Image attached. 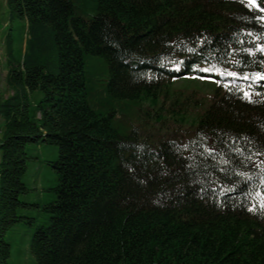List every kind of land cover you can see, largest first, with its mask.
<instances>
[{
	"label": "trees",
	"instance_id": "trees-1",
	"mask_svg": "<svg viewBox=\"0 0 264 264\" xmlns=\"http://www.w3.org/2000/svg\"><path fill=\"white\" fill-rule=\"evenodd\" d=\"M256 3L6 0L25 30L18 48L9 33L2 43L0 264L10 257L8 230L33 221L17 210L26 147L36 143L58 149L49 221L29 242L37 264H264L255 196L264 194V82L242 78L264 74V55L244 51L264 44V0ZM161 57L183 62L176 71ZM92 58L107 83L89 82ZM209 64L241 75L198 70ZM208 76L231 81L230 90L198 78ZM180 80L214 87L174 88ZM249 85L251 102L239 90ZM150 110L176 117L187 140L127 123Z\"/></svg>",
	"mask_w": 264,
	"mask_h": 264
},
{
	"label": "rangeland",
	"instance_id": "rangeland-1",
	"mask_svg": "<svg viewBox=\"0 0 264 264\" xmlns=\"http://www.w3.org/2000/svg\"><path fill=\"white\" fill-rule=\"evenodd\" d=\"M24 30L25 23L18 19L10 20L6 9V0H0V92L6 91L5 78L7 71L4 66L2 50L5 34L9 33L12 36L13 46L18 48ZM86 61V72L91 75L89 82L97 80L100 84L107 83L109 75L103 63L95 58H92L91 61L86 59ZM199 82L188 84L180 80L174 84V88L186 84L187 88L182 90L191 91L193 88H197L202 91L201 93L207 94L214 87L211 83ZM138 113L140 114V112ZM161 113L158 118L155 117V112L152 110L146 112L145 115L141 114L139 118L130 115L127 117V123L131 127L141 125L145 131L144 135L166 134L168 137H173L175 141L184 143L187 140V136L180 135L181 133L178 132L180 128L176 122L177 118H173L172 115L167 113ZM26 152L28 160L26 171L22 176V182L26 186L27 192L19 197V201L25 205L18 208L17 215L32 218L33 221L30 224L25 221L20 222L10 228L5 234V240L11 246L8 264H37L29 252V242L36 228L48 223L49 215L44 212V207L53 200L54 189L57 186V175L51 167V163L56 161L58 157L57 147L36 143L27 145Z\"/></svg>",
	"mask_w": 264,
	"mask_h": 264
},
{
	"label": "snow or ice",
	"instance_id": "snow-or-ice-1",
	"mask_svg": "<svg viewBox=\"0 0 264 264\" xmlns=\"http://www.w3.org/2000/svg\"><path fill=\"white\" fill-rule=\"evenodd\" d=\"M242 3H246L247 5L249 6H253V7H259V5L256 3V0H241ZM260 21L262 22V26H264V16H261L259 17ZM245 35H248V36H254V33H251V32H245ZM240 43H243V41H239ZM189 52H196V49H192V48H189L188 49ZM244 51L246 52L247 55L249 56H254L256 55L257 53L261 54V55H264V44H261V43H257L255 45V48H252V47H249L247 49H244ZM207 60L208 58L205 57V62L207 63ZM183 61H179V62H176V61H169L167 59V57H161V66H165V63L167 64H170L171 65V69L172 70H176L178 71L179 70V64L182 63ZM235 63H239V61H235ZM200 72H203V73H216L218 76H230V77H233V78H236L238 76H240L241 74L236 72V71H229L225 68H221V67H217V65L215 64H209V66L207 67H203V68H199L198 69ZM253 78L255 80H264V74L262 73H244L242 75V78L243 79H249V78ZM198 78H201V79H210V80H213L214 82H216L217 84H223V86L226 88V89H229L230 90V84L232 83L231 81H222V80H215L213 77L211 76H208V77H198ZM242 93V97L244 99H247L249 100V102H251V96H252V86L249 85L247 88H241L239 89ZM257 95H259V93H257ZM209 152L213 151L212 149H209L208 150ZM239 151V150H237ZM262 165H264V162H262ZM242 175L245 176V178L247 179V174L246 173H243ZM261 183H264V180L261 181ZM255 196L260 198L259 199V204L262 208H264V194H262L260 191H257L255 193ZM254 210V206L250 207L249 208V211H253Z\"/></svg>",
	"mask_w": 264,
	"mask_h": 264
}]
</instances>
